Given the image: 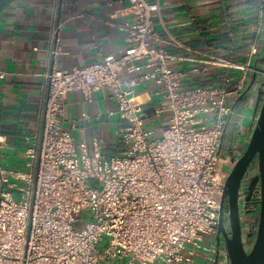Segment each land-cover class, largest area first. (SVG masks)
<instances>
[{"label": "built area", "instance_id": "built-area-1", "mask_svg": "<svg viewBox=\"0 0 264 264\" xmlns=\"http://www.w3.org/2000/svg\"><path fill=\"white\" fill-rule=\"evenodd\" d=\"M123 1L135 15L125 26L131 46L84 67L52 68L27 169L6 168L0 154V264H198L203 254L215 262L205 240L216 241L225 184L243 153L224 142L230 129L245 131L237 121L245 119L239 104L251 73L264 78L261 36L243 61L196 51L184 58L195 66L175 70L179 58L156 26L159 4ZM212 71L219 78L198 82ZM149 83L157 102L138 100ZM103 88L114 95L119 154L97 140L92 154L80 150L62 120L69 93L90 100ZM260 202L256 193L255 218Z\"/></svg>", "mask_w": 264, "mask_h": 264}, {"label": "crops", "instance_id": "crops-1", "mask_svg": "<svg viewBox=\"0 0 264 264\" xmlns=\"http://www.w3.org/2000/svg\"><path fill=\"white\" fill-rule=\"evenodd\" d=\"M148 1L159 4L156 26L162 45L179 58L171 64L175 70L195 66L184 58L195 57L196 51L243 61L258 33L264 48L261 0ZM127 7L123 0H0V154L6 168L27 169L26 150L42 132L46 74L52 68L84 67L107 55L123 54L131 46L125 26L135 21V15ZM217 78L218 72L212 71L198 82ZM155 89L154 83L141 87L138 100L157 102ZM254 107L246 113V133ZM115 111L111 88L99 90L90 100L82 91H73L62 120L80 150L92 154L97 140L114 155L124 149ZM203 255L198 264H215L214 256Z\"/></svg>", "mask_w": 264, "mask_h": 264}, {"label": "water", "instance_id": "water-1", "mask_svg": "<svg viewBox=\"0 0 264 264\" xmlns=\"http://www.w3.org/2000/svg\"><path fill=\"white\" fill-rule=\"evenodd\" d=\"M259 61L264 66V58H260ZM256 91L258 98L253 111V122L246 137L243 153L226 181L225 195L219 214V231L216 238L218 250L220 249L221 234L226 235L224 225L226 203L231 210L232 218L234 217L231 237L226 236L224 243L227 253L226 262L220 261L221 255L218 253L215 264H264V78L257 72H252L247 90L240 99L246 94ZM253 165L257 171V179L254 187H250V191L251 194L255 190L260 193L261 202L258 217L255 218L251 226L255 232L246 234L242 225L238 198L243 183L250 178V168ZM251 194L247 197V201L252 199ZM251 213H253L252 210L245 211V214ZM248 242L251 243V246L247 245Z\"/></svg>", "mask_w": 264, "mask_h": 264}, {"label": "flooded vegetation", "instance_id": "flooded-vegetation-1", "mask_svg": "<svg viewBox=\"0 0 264 264\" xmlns=\"http://www.w3.org/2000/svg\"><path fill=\"white\" fill-rule=\"evenodd\" d=\"M257 98H258V92H253V93H249V94H246L240 104H239V109L245 111L247 113V111H249V109H252V107L255 106L256 104V101H257ZM238 136V135H236ZM232 140V141H237L238 140V137H236ZM243 147H242V152H243ZM239 160V159H238ZM237 160V161H238ZM236 161V162H237ZM247 179V178H246ZM256 179H257V171L255 169V165H253L251 168H250V178L245 180V182L243 183L242 187H241V190H240V194H239V198H238V202H239V208H240V214H241V220H242V225L244 224V219L246 218V220H248V225H251L252 224V220L255 219L254 215L255 214H242V208H241V205L244 204V210L246 211L247 209H250L252 208L251 206V202H253V199H254V196L255 194L257 193L256 190L251 194V191H250V187H254L255 183H256ZM250 194L252 195V199L250 201H247V197L250 196ZM242 199H243V202H242ZM224 212H225V215H224V225H225V230H226V235L224 234H221V242H220V249L218 250V242L216 240V245H215V248L217 250V254L219 253L221 255V258H220V261L224 262L226 261V256H227V253H226V248H225V240H226V236H229L231 237V232H232V225H233V220H234V217L232 218L231 216V210H229V206H228V203H226L225 205V208H224ZM217 238V237H216ZM224 254V255H222ZM224 257V258H223ZM223 259L225 261H223Z\"/></svg>", "mask_w": 264, "mask_h": 264}, {"label": "rangeland", "instance_id": "rangeland-1", "mask_svg": "<svg viewBox=\"0 0 264 264\" xmlns=\"http://www.w3.org/2000/svg\"><path fill=\"white\" fill-rule=\"evenodd\" d=\"M247 117H248V114H245V119H243V121H237L239 124L241 123L242 127L244 128V130H247L246 129V125L247 123L246 120H247ZM240 136H239V135ZM242 134V136H241ZM231 135V129L229 130L228 132V135L226 137V140L224 142V147H229L230 146V143L232 142V146L235 148V147H240V151H242V147L244 149L245 147V143H246V136L248 135V133H246L245 131H243L242 133H239L238 130H234V132L232 133ZM238 135V136H236ZM238 137V140L237 141H231L233 140L234 138ZM232 138V139H231ZM242 202H243V199H242ZM244 204L241 205V208H242V214H245V210H244ZM254 221V219L252 220ZM243 228H244V231L247 232V229H248V220H246V218L244 219V224H243ZM205 244L208 245V244H212V245H216V241L214 239V237H207L206 240H205Z\"/></svg>", "mask_w": 264, "mask_h": 264}, {"label": "trees", "instance_id": "trees-1", "mask_svg": "<svg viewBox=\"0 0 264 264\" xmlns=\"http://www.w3.org/2000/svg\"><path fill=\"white\" fill-rule=\"evenodd\" d=\"M251 205H252V206H251L252 208H250L249 210H252L253 213H251V214H255V215H254V217H255V216H256V212H257V210H256L255 208H253V207H255V206H253V205H255V203H254V199H253V202H251ZM254 211H255V212H254ZM247 215H248V214H247ZM251 226H252V224H251Z\"/></svg>", "mask_w": 264, "mask_h": 264}]
</instances>
